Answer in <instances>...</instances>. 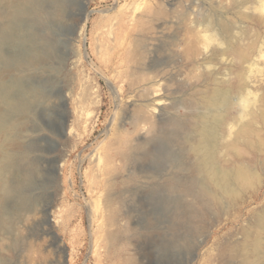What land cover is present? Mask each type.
<instances>
[{
    "label": "rangeland",
    "instance_id": "1",
    "mask_svg": "<svg viewBox=\"0 0 264 264\" xmlns=\"http://www.w3.org/2000/svg\"><path fill=\"white\" fill-rule=\"evenodd\" d=\"M7 1L0 264H264V0ZM223 87L218 164L248 179L198 195L190 141Z\"/></svg>",
    "mask_w": 264,
    "mask_h": 264
},
{
    "label": "bare ground",
    "instance_id": "2",
    "mask_svg": "<svg viewBox=\"0 0 264 264\" xmlns=\"http://www.w3.org/2000/svg\"><path fill=\"white\" fill-rule=\"evenodd\" d=\"M19 1L20 0H8L7 2L11 7L14 8L17 6ZM42 58H36L35 61L41 62L43 61ZM231 94L232 89H227L225 87L219 88L209 96V103H206L208 106L203 110L201 109L197 115L199 137H196L190 142L193 152L196 153L198 157L195 165V168L198 171L196 173H198V175L191 179L189 188L191 191L199 193L198 195H202V193L210 190L208 187V182H211L209 177H212L214 181L217 180L218 183L216 182V184L221 185L223 189H230L232 186L233 177H237L239 180L241 179L245 181L248 179V170L245 169V167L240 165V167L235 169L227 168L221 170L218 164V160L220 159L217 154V138L218 128L222 121L220 116L223 108H226V106L231 103ZM241 97L243 96L241 95ZM247 100L249 99L247 98ZM257 114L253 115V118L250 119L251 121L243 122L238 132L240 136H250L252 134L254 128L253 124L258 117ZM5 189L7 190V188ZM21 205L22 208L27 207V203L25 202H22ZM263 248L262 241L257 239L249 246L250 252L258 258L260 257ZM244 262L248 263L247 258L244 259ZM248 264H250V261ZM253 264H262V262L259 259Z\"/></svg>",
    "mask_w": 264,
    "mask_h": 264
},
{
    "label": "water",
    "instance_id": "3",
    "mask_svg": "<svg viewBox=\"0 0 264 264\" xmlns=\"http://www.w3.org/2000/svg\"><path fill=\"white\" fill-rule=\"evenodd\" d=\"M49 210H50V208H49V206H47V207L45 208V213H46V215H47V218L45 219V222H46L47 224H50V220H51V217H50V214H49Z\"/></svg>",
    "mask_w": 264,
    "mask_h": 264
}]
</instances>
